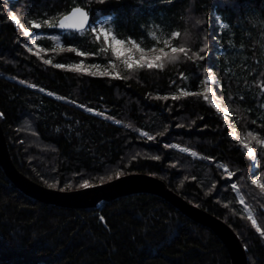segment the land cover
<instances>
[{"label": "trees", "instance_id": "obj_1", "mask_svg": "<svg viewBox=\"0 0 264 264\" xmlns=\"http://www.w3.org/2000/svg\"><path fill=\"white\" fill-rule=\"evenodd\" d=\"M76 6L91 14L83 31L45 23L57 24ZM11 13L25 27L41 25L46 36L36 42L55 63L84 57L53 53L51 35L88 61L108 63L111 51L91 31L101 18L119 39L171 50L163 43L169 40L189 52L162 68L128 69L117 60L120 78L92 76L32 53ZM210 75L213 82L205 83ZM205 87L212 88L208 100ZM0 113L12 160L31 180L73 191L85 180L91 186L132 173L156 176L230 225L249 264H264V237L248 218L264 230V191L251 183H264V0H0ZM231 128L237 137L229 136ZM0 264L232 263L211 228L158 195L130 194L94 208L56 206L24 194L0 166Z\"/></svg>", "mask_w": 264, "mask_h": 264}, {"label": "water", "instance_id": "obj_2", "mask_svg": "<svg viewBox=\"0 0 264 264\" xmlns=\"http://www.w3.org/2000/svg\"><path fill=\"white\" fill-rule=\"evenodd\" d=\"M76 7H81L89 14V23L85 26L86 29L91 22V14L88 9L82 6ZM63 16L60 19H62ZM57 28L61 31H76L72 29ZM0 166L3 168L11 182H13L14 185L24 194L46 204H54L56 206L94 208L99 207L102 203H107L118 197L127 196L130 194L150 193L158 195L171 202L193 220L211 228L227 248L232 264H249L247 250L239 235L230 225L216 216H213L208 212L198 208L197 206L187 202L182 196L172 191L162 179L156 176L150 174L146 175L132 173L119 176L106 183L95 184L89 186L86 189L80 188L73 191H63L45 187L31 180L17 169L12 160L7 139L2 129L1 123Z\"/></svg>", "mask_w": 264, "mask_h": 264}, {"label": "snow or ice", "instance_id": "obj_3", "mask_svg": "<svg viewBox=\"0 0 264 264\" xmlns=\"http://www.w3.org/2000/svg\"><path fill=\"white\" fill-rule=\"evenodd\" d=\"M99 2L104 3L105 0H99ZM225 2H227V0H225ZM8 19L11 23L17 26H20V21L17 19V16L14 13L10 14L8 16ZM45 23L48 24L49 27H59L61 29H72V30H76L79 32V31H83L85 29V26L89 23V14L88 12L84 11L81 7H73L67 15L63 16V18L59 20L58 24H53L47 20H45ZM32 27L35 29H39L41 25L33 22ZM223 27L227 28L228 25L224 24ZM91 31L97 34V39H99L100 35L103 36L105 42L108 43L109 46L111 47L112 54L116 58V60H121L123 65L128 69H133L137 67L141 69L143 68H148V69L162 68L165 60L175 61L177 59L176 53H183L185 56H188V52H189V49H186L183 45H181L179 48L171 47L169 40H164L163 43L165 44L166 47L171 48V54L168 51H166L164 47H161V48L152 47L151 49H145L144 47L141 46V44L137 42L136 39L130 38L127 41L123 39H118L116 35L112 34L104 26H101L99 30H97L96 28H91ZM24 35L28 36V32L25 31ZM171 35L172 37H178L180 33L172 32ZM38 38L39 37H37V39ZM51 39L59 41L60 38L59 36L54 35L51 37ZM206 48H207V45L200 48V52H204ZM122 49L125 52L123 56L121 55ZM70 50L76 51V49L74 48ZM148 52L152 54L151 58H147L146 54ZM78 54L80 56L85 55L84 52H79ZM193 55H196V53H193ZM189 59H191V57H189ZM200 59H204V57L201 56ZM45 63H48V61H45ZM56 67L63 68L65 67V65L57 64ZM72 67L78 70H84L85 68H90L91 71L88 72V74L92 76H113L114 78H120V74L118 72L113 73V72H109L106 70H102V66L99 63H94V64L86 66L83 62H81L80 64L72 66ZM112 68L113 70L116 68L115 63H113ZM210 79L211 78L205 81V83H209ZM40 90L43 91V89H40ZM181 91L183 95L185 96L189 95V93L184 92L183 89ZM208 93H212V88L205 87L204 89V99L205 100H208ZM179 98H180L179 96L171 97L172 100H179ZM157 99L168 100L169 97L162 96V97H157ZM212 107L215 108L217 112H220V108L217 107V102H213ZM87 110L89 113L93 112L92 108H88ZM143 135L147 137L149 141L154 139L152 136L148 135L147 132L143 133ZM159 135H163V133H160ZM231 135L232 133L229 132V136ZM249 135H251V133ZM165 147H168V145L166 144ZM242 147L246 150L248 157H252L254 155L252 147H250L247 142H242ZM185 151L187 150L185 149ZM193 155H195V153H193ZM159 158H160L159 156L155 157V159L157 160ZM225 171H227V169H225ZM116 175L119 176V175H122V173H117ZM231 175L232 174L229 173V178H231ZM108 179L110 180L112 179V177H108ZM251 183L257 186L258 188H260L262 191H264V183H262L259 179L253 178L251 180ZM89 186L90 185L87 180H85L80 185L81 188H85V189L88 188ZM49 187L55 188L56 184H50ZM231 187L233 189H236L237 185L235 183H231ZM241 202L243 203V201ZM248 218L249 220H251L252 226L255 228V231L259 233L261 237H264V230H262L261 227L257 225V220L252 217L251 213H249Z\"/></svg>", "mask_w": 264, "mask_h": 264}, {"label": "rangeland", "instance_id": "obj_4", "mask_svg": "<svg viewBox=\"0 0 264 264\" xmlns=\"http://www.w3.org/2000/svg\"><path fill=\"white\" fill-rule=\"evenodd\" d=\"M12 14V13H11ZM18 19V17H17ZM102 20L99 21L98 25H97V30H99V28L101 26H104L105 27V18H101ZM19 20V19H18ZM35 23H38V22H35ZM33 24V22H32ZM32 24L29 26V27H25L24 25H22V22L20 23V27L22 29V31L25 33V31L28 32V37H29V43H28V48L29 50L34 53L35 55L39 56L40 58H42V60L44 61H48L47 64H51L53 65L54 67H56L57 64H60V63H55L53 58L51 57H47L46 54H47V50L43 47H41L39 44H37L36 40H37V37H39L41 34L43 35L44 34V31H42L41 27L39 29H35L32 27ZM39 24V23H38ZM31 27V28H30ZM107 28V27H105ZM108 29V28H107ZM109 30V29H108ZM110 31V30H109ZM111 32V31H110ZM112 33V32H111ZM113 34V33H112ZM43 36H46V35H43ZM54 35H51L50 37H52ZM55 36H59V35H55ZM100 37L103 38L102 35H100ZM60 38V36H59ZM61 39V38H60ZM59 39V41H56L55 40V45H54V49L52 50L53 53H56V52H65V51H72L70 49H73L72 47H65L62 45V42L61 40ZM119 39V38H118ZM127 41V40H126ZM104 51L106 52L107 50H110L111 51V47L109 46L108 43L105 42V45H104ZM77 50V49H76ZM166 51H171V50H168V49H165ZM80 51H75V53H79ZM125 54L124 50L122 49L121 50V55L123 56ZM111 55L113 56L112 54V51H111ZM147 58H151V53L148 52L147 54ZM83 59H81L80 61H78L77 63H72V64H64V63H61V64H64L65 67H63L62 69H69V70H78L72 66H75V65H78L80 64L81 62H83L86 66L87 65H91V64H94V63H99L101 64L102 66V70H106V71H109V72H117V68L119 67L118 66V63H117V60L116 58L113 56V58H111V60L108 62V63H101V62H97V61H88L89 58H87L88 56L85 54ZM113 59V60H112ZM120 62H122L121 60H119ZM113 63L116 64V68L113 70L112 68V65ZM120 64H123V63H120ZM79 71H84V72H90L91 69L90 68H85L84 70H79ZM210 79V83L213 82V77L212 75L208 76V79ZM223 112L225 114H227V111L223 110ZM231 132L233 135H235L237 137V134L234 130V128H231Z\"/></svg>", "mask_w": 264, "mask_h": 264}]
</instances>
